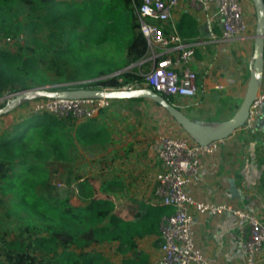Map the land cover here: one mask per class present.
Returning a JSON list of instances; mask_svg holds the SVG:
<instances>
[{"label":"trees","instance_id":"16d2710c","mask_svg":"<svg viewBox=\"0 0 264 264\" xmlns=\"http://www.w3.org/2000/svg\"><path fill=\"white\" fill-rule=\"evenodd\" d=\"M140 2L0 0V35L4 37L0 97L30 88H151L143 83L141 64L110 75L146 56L147 43L138 29L136 12ZM188 27L187 20L177 26L183 40L198 34L183 32ZM42 30L45 34L40 37ZM21 32L29 35L28 41L12 51L5 39L17 38ZM104 46L110 51L102 52L99 48ZM79 77L85 81L51 85L54 80ZM162 95L174 104L173 96ZM96 116L78 121L72 115L30 112L10 125V131L0 133V207L16 225L0 233V264H114L93 248L114 242L121 264H149L147 255L138 251L137 239L159 233L160 221L172 212L171 206L139 203L133 218L124 220L113 201L96 196L85 178L71 192H55V167L72 147L106 149L109 132ZM72 195L75 204L70 202Z\"/></svg>","mask_w":264,"mask_h":264},{"label":"crops","instance_id":"0c3cea01","mask_svg":"<svg viewBox=\"0 0 264 264\" xmlns=\"http://www.w3.org/2000/svg\"><path fill=\"white\" fill-rule=\"evenodd\" d=\"M242 5L250 22L247 37L221 39L215 3L211 0H204L199 5H194L192 0H180L171 10L169 18L161 23L166 33L177 34V26L187 20L190 27L183 28V32L198 33L195 38L187 40L196 42L191 67L196 73L197 92L193 96L174 97V104L191 119L205 123L224 120L234 113L243 97L253 51L255 22L251 20L254 16L252 2L242 0ZM261 84H264V69ZM135 103L152 106L153 111L162 114V120L158 122L157 129H150L151 123L145 120L134 125L131 129L133 133L141 131L142 134L128 138L120 145L123 154L120 162L123 165L118 175L125 180L122 181V188L125 190L126 183L130 182L129 190L132 193L141 191L140 194H143L135 195L137 198L134 202H127L122 210L117 211L124 220L133 218L139 210V203L161 204L155 194L156 175L159 171L155 150L159 135H187L162 107L158 105L161 111L157 110L156 103L148 99H116L108 108ZM19 107L0 116L1 132L18 122ZM261 113L264 118V106ZM103 122L101 121L102 124ZM123 131L128 132L125 129ZM109 139L110 133L107 142ZM127 162L130 165L125 166ZM133 182V187L137 189L132 190ZM185 189L195 199L231 204L264 221V129L242 126L219 140L215 151L200 157L198 172L186 184ZM158 235L159 233L147 234L137 239L138 251L147 255L149 264L159 253ZM191 235L204 254L205 264H243L246 232L240 231L239 221L231 212L210 214L194 211ZM112 244L117 246L116 242L110 245ZM254 264H264V245L260 248Z\"/></svg>","mask_w":264,"mask_h":264},{"label":"built area","instance_id":"2783aa9c","mask_svg":"<svg viewBox=\"0 0 264 264\" xmlns=\"http://www.w3.org/2000/svg\"><path fill=\"white\" fill-rule=\"evenodd\" d=\"M180 0H141L137 7L138 29L145 37L148 56L138 62L147 63L142 73L143 83L160 93L173 97L193 96L197 92L196 73L191 67L196 42L183 40L176 33H165L162 22ZM199 5L204 0H192ZM215 3V15L221 27V39L233 36L247 37L250 22L244 14L242 0H211ZM11 42L9 37L5 39ZM137 85H124L133 88ZM217 88H220L217 86ZM13 95L0 97V102ZM29 112H48L59 116L72 115L78 121L95 116L99 110L111 105L106 98H53L33 97ZM25 101V100H24ZM23 101V102H24ZM22 102V103H23ZM21 103V104H22ZM264 106V84L251 102L244 127L251 128ZM27 108V106H25ZM218 148V141L199 145L190 136L162 134L155 150L159 161L155 194L162 205L172 207V212L162 217L159 226V253L150 264H205L202 250L191 235L193 212L219 214L231 212L239 221L244 240L243 264H254L260 248L264 245V221L253 213L227 203L202 201L192 197L186 184L198 172L200 157Z\"/></svg>","mask_w":264,"mask_h":264},{"label":"rangeland","instance_id":"374dc122","mask_svg":"<svg viewBox=\"0 0 264 264\" xmlns=\"http://www.w3.org/2000/svg\"><path fill=\"white\" fill-rule=\"evenodd\" d=\"M251 20L252 22H255L254 16L251 18ZM44 34L45 31L43 30L39 32L40 37L44 36ZM28 37L29 35L26 32H21L17 38L11 39L9 37L11 40L9 47L13 51L16 45L25 44L28 41ZM3 39L4 37H1L0 35V45H4ZM99 49L102 52L110 51L109 47L107 46L101 47ZM147 56L148 54L145 56V58ZM133 65L138 67V63ZM139 68L140 71L145 72L148 69V64H141L139 65ZM82 81H85L83 77L74 81L58 79L54 80L51 85L71 86ZM32 102V98L23 102L22 107H19L20 109L18 112V119L30 114L29 106ZM173 102L175 103L174 97ZM155 105L156 109L161 111L160 108H158L159 106L157 104ZM25 106H27V108ZM152 108V106L147 105L146 103H135L121 107H107L105 109L99 110L96 114L98 115L96 116V121L99 124H102L101 121H104L103 125L107 123L108 126L105 124V128L108 129L111 135V139H109L110 141L106 142L107 149L102 150L97 148H85L81 145L72 147V149H70L68 152V157L61 159L58 162V165L55 167L57 169V175L53 176L52 179V183L56 188L55 192L57 191L58 193L63 194L71 192V189L75 190L77 181H81L85 178L89 184L91 183V186L93 187L92 189L95 191L96 196H108L113 201L115 211H119L120 209L122 210L127 202H134V199L137 198L136 196H143V194H140L141 191L135 194L129 190L130 182L126 183L127 188L125 190L122 188L124 187L122 183L125 180L119 177L123 165L120 162V159L123 155L120 145H122L128 138L137 135L140 136L142 134L141 131L133 133L131 129H133L134 125L141 123L143 120L149 121L151 123L150 129H154V127L157 129L158 122L162 120V114L158 113L157 111H153ZM167 115L169 114L167 113ZM9 126L4 130L10 131L11 129ZM124 129L128 132L123 131ZM144 130H148V128H144ZM124 165L128 166L130 164L127 162ZM67 181L70 182L68 186ZM101 184L103 188H100ZM134 184L135 182L131 183L132 190L137 189V187H133ZM70 202L72 204L76 203V198L73 195L70 197ZM14 220L15 219L13 217L6 218L4 215V208L0 207V233L5 230L9 231L16 229ZM93 248L102 252L114 264H121V253L117 251V246H115V244L100 245Z\"/></svg>","mask_w":264,"mask_h":264},{"label":"water","instance_id":"95a60500","mask_svg":"<svg viewBox=\"0 0 264 264\" xmlns=\"http://www.w3.org/2000/svg\"><path fill=\"white\" fill-rule=\"evenodd\" d=\"M254 7L255 27L253 34V51L249 62V75L243 97L228 118L215 122L205 123L188 117L175 104L168 102L164 96L147 86L133 88H77L65 90H47L44 88H30L20 91L0 107V116L16 109L24 100L36 96L53 98H106L116 99H148L162 107L169 116L178 123L181 128L199 145H207L214 141L222 140L231 135L237 128L244 125L251 102L253 101L259 86L264 69V0H250ZM130 64L110 75L119 74L131 67ZM84 82V81H82ZM78 82V83H82ZM262 109V108H261ZM261 109L255 119L253 127L264 129V118Z\"/></svg>","mask_w":264,"mask_h":264}]
</instances>
